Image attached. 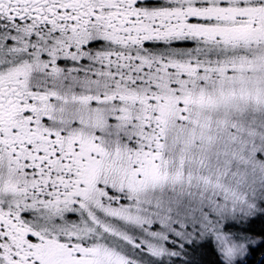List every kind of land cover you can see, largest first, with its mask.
Instances as JSON below:
<instances>
[{
    "label": "snow or ice",
    "instance_id": "1",
    "mask_svg": "<svg viewBox=\"0 0 264 264\" xmlns=\"http://www.w3.org/2000/svg\"><path fill=\"white\" fill-rule=\"evenodd\" d=\"M0 264H264V0H0Z\"/></svg>",
    "mask_w": 264,
    "mask_h": 264
}]
</instances>
